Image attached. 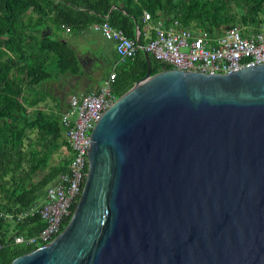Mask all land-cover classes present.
Returning a JSON list of instances; mask_svg holds the SVG:
<instances>
[{
	"label": "water",
	"instance_id": "obj_1",
	"mask_svg": "<svg viewBox=\"0 0 264 264\" xmlns=\"http://www.w3.org/2000/svg\"><path fill=\"white\" fill-rule=\"evenodd\" d=\"M142 52L65 225L8 264H264V62L150 73Z\"/></svg>",
	"mask_w": 264,
	"mask_h": 264
},
{
	"label": "trees",
	"instance_id": "obj_2",
	"mask_svg": "<svg viewBox=\"0 0 264 264\" xmlns=\"http://www.w3.org/2000/svg\"><path fill=\"white\" fill-rule=\"evenodd\" d=\"M143 10L152 20L178 18L212 31L239 22L258 23L264 17V0H0V264L33 248L13 243L14 232L29 234L42 224L29 226L37 217L16 220L6 215L41 199L71 155L61 133L59 110L50 112L36 105L47 79L84 71L66 35L85 31L91 22L106 18L129 37H134L137 26V42L142 43ZM61 23L69 26L68 32L63 33ZM108 50L112 52L109 60L116 59L113 45ZM113 68L112 88L118 96L145 73L142 50ZM163 68L167 65L150 55V73ZM32 129L36 130L33 139L28 134ZM53 152L58 158L49 162Z\"/></svg>",
	"mask_w": 264,
	"mask_h": 264
},
{
	"label": "built area",
	"instance_id": "obj_3",
	"mask_svg": "<svg viewBox=\"0 0 264 264\" xmlns=\"http://www.w3.org/2000/svg\"><path fill=\"white\" fill-rule=\"evenodd\" d=\"M145 40L137 42L139 29L135 26L134 37L111 25L106 18L93 21L89 29L110 39L117 55L116 61L132 59L137 49L177 69L207 73L227 72L245 65L264 62V17L256 24L239 22L221 29L208 31L199 26H189L178 18L159 16L152 20L148 11H142ZM63 32L69 31L61 23ZM114 65L88 90L70 96L67 105L59 110L61 133L71 150L66 168L59 172L46 188L41 199L7 218L22 220L37 217L29 226L42 223L29 234L13 233V243L36 247L53 238L65 225L76 203L85 175L86 150L90 130L102 111L112 103L116 94L112 88ZM42 109V108H41ZM43 110V109H42Z\"/></svg>",
	"mask_w": 264,
	"mask_h": 264
},
{
	"label": "rangeland",
	"instance_id": "obj_4",
	"mask_svg": "<svg viewBox=\"0 0 264 264\" xmlns=\"http://www.w3.org/2000/svg\"><path fill=\"white\" fill-rule=\"evenodd\" d=\"M84 34L86 36H76L75 44H72V46L73 48H75V53L79 55L80 60L84 59L85 55V62H83L82 66L87 72L86 74H84L85 78H80L78 79V81L72 82L74 76L61 74L58 75V77L54 79V81H49L48 87H45L40 91V93H44L41 95L37 94V96L40 98H38L36 105L43 110L50 112H56L60 110L62 104L69 99L70 95L73 92H75L81 86L88 87L89 85L97 81L104 69H107V61L112 57V52H110V50L106 49L105 47L109 48L112 41L110 39L104 38L96 31L85 30ZM97 39L99 43H102L99 46H96V44H94ZM103 46L105 48L104 50H102ZM86 56L90 58V63L86 61ZM28 134L33 139L36 136V130L32 129L28 132ZM24 147L26 149H29V147L26 145ZM57 158V153L53 152L50 156L49 162H54L55 160H57ZM42 171L43 169L36 171L35 173H33L32 177L35 178L39 176Z\"/></svg>",
	"mask_w": 264,
	"mask_h": 264
},
{
	"label": "crops",
	"instance_id": "obj_5",
	"mask_svg": "<svg viewBox=\"0 0 264 264\" xmlns=\"http://www.w3.org/2000/svg\"><path fill=\"white\" fill-rule=\"evenodd\" d=\"M87 30H91V29H87ZM91 31H93V30H91ZM84 32L85 31H81L80 33H77V34H82V35H77L76 33L75 34H67L66 35V38H67V40H68V42H69V44L72 46V44H75V37L76 36H86L85 34H84ZM63 33H65V32H63ZM84 34V35H83ZM94 44H96V46H99L100 44H102V43H99V41H98V39L95 41V43ZM111 45H112V43H111ZM73 47V46H72ZM102 48V47H101ZM106 49H108V47H105ZM104 48V46H103V48H102V50H104L105 49ZM74 50H75V48H73ZM77 54V53H76ZM77 57H78V59H79V55H77ZM87 58V62L88 63H90V58L88 57V56H86ZM112 58V57H111ZM80 60V59H79ZM115 61H116V59H114L113 58V60L111 59V60H108L107 61V66H106V68L107 69H110L112 66H113V64H115ZM80 62H81V64H82V66H83V62H85V55H84V59H82V60H80ZM83 68V67H82ZM84 69V68H83ZM107 69H104V71L100 74V76H99V79L97 80V81H95L94 83H92L91 85H89L88 87L86 86V87H83V86H81L80 88H78L75 92H73L70 96H72V95H74V94H77L78 92H80V91H84V90H88V89H90V88H93V87H95L98 83H99V81H100V79L103 77V75H104V73L106 72V70ZM87 72L85 71V69H84V71H83V73L82 74H79V75H70V74H68L67 76H74V78H73V81L72 82H74V81H78V79H80V78H85L84 77V74H86ZM54 79L55 78H52V79H47L46 81H45V83H44V87H43V89L46 87H48V84H49V81H54ZM82 80V79H81ZM44 92H42V93H38V94H43ZM42 97V96H41ZM40 98V97H39ZM70 98V97H69ZM67 102H68V100L65 102V103H63L62 104V107H61V109L60 110H62L66 105H67Z\"/></svg>",
	"mask_w": 264,
	"mask_h": 264
}]
</instances>
